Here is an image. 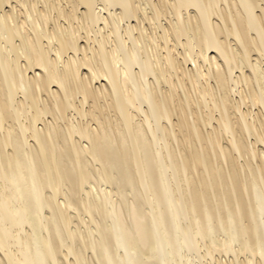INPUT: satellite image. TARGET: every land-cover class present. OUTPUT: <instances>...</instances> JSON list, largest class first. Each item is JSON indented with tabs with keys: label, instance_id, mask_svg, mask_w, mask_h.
Masks as SVG:
<instances>
[{
	"label": "bare ground",
	"instance_id": "1",
	"mask_svg": "<svg viewBox=\"0 0 264 264\" xmlns=\"http://www.w3.org/2000/svg\"><path fill=\"white\" fill-rule=\"evenodd\" d=\"M0 264H264V0H0Z\"/></svg>",
	"mask_w": 264,
	"mask_h": 264
},
{
	"label": "rangeland",
	"instance_id": "2",
	"mask_svg": "<svg viewBox=\"0 0 264 264\" xmlns=\"http://www.w3.org/2000/svg\"><path fill=\"white\" fill-rule=\"evenodd\" d=\"M7 9H8V8H7ZM162 22H163V24H164L166 21H164V19H163ZM145 26H146V25H145ZM147 26H148V25H147ZM147 26H146V28L148 29L149 26H148V27H147ZM154 27H155V26H153V27L150 26V30L148 29V33H146V32L144 31V33H146L147 35L143 33V35H145V39L148 40V42H147V41H143V43L145 42L144 44L146 45V47H148V48H145V50L147 51V49H149L147 52H149V51L151 50L150 48L152 47V45H154V46L152 47V49H153L154 47H158V45H160L158 42H156V43H152V44H151L152 41H151V42L149 41V40H151V39H148V38H149L148 35H151V34H152L151 36H155V32H156V31L153 30ZM147 29H146V30H147ZM154 29H155V28H154ZM150 31H151L152 33H151ZM158 31H159V30H158ZM153 32H154V34H153ZM146 36H148V37H146ZM150 38H151V37H150ZM149 42H150V45H149ZM159 42L162 43L161 41H159ZM146 43H147V44H146ZM157 43H158V45L155 46V44H157ZM145 45H143V46H145ZM148 45H149L150 47H149ZM158 49H159V47H158ZM153 50H155V48H154ZM153 50H152V51H153ZM150 52H151V51H150ZM150 52H149V54H150ZM153 52H155V51H153ZM153 52H152V53H153ZM150 55H152V54H150ZM191 66H192V65H191ZM190 68H191V67H190ZM30 75H32V73H31ZM180 86H181V85H180ZM55 88H56V86L54 87V89H55ZM180 92H181V90H180ZM181 93H182V92H181ZM87 106H88V107H87ZM87 106H86V105L84 106V109H85V110L89 108V105H87ZM41 126H42V123H41V125H39V127L41 128ZM209 129H210V128H209ZM223 143L225 144L226 142L224 141ZM82 227H84V225H82Z\"/></svg>",
	"mask_w": 264,
	"mask_h": 264
}]
</instances>
